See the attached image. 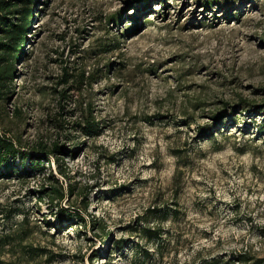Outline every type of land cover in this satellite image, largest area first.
I'll return each mask as SVG.
<instances>
[{
  "label": "rangeland",
  "instance_id": "obj_1",
  "mask_svg": "<svg viewBox=\"0 0 264 264\" xmlns=\"http://www.w3.org/2000/svg\"><path fill=\"white\" fill-rule=\"evenodd\" d=\"M138 1L37 5L1 129L70 153L0 180V264L264 260V0Z\"/></svg>",
  "mask_w": 264,
  "mask_h": 264
},
{
  "label": "trees",
  "instance_id": "obj_2",
  "mask_svg": "<svg viewBox=\"0 0 264 264\" xmlns=\"http://www.w3.org/2000/svg\"><path fill=\"white\" fill-rule=\"evenodd\" d=\"M163 3L166 0H161ZM239 3L240 0H204V7L210 9L215 4L220 2L225 3V5L230 2ZM40 0H0V116L6 109L8 103L11 101L13 95L15 94V87L13 86L15 75L17 74L16 65L24 59L26 56L27 45L30 41V32L32 30L33 24L36 19V7ZM138 1L134 10L139 9L140 5ZM147 3L149 0L146 1ZM139 20V19H138ZM115 45V44H114ZM110 48H104V52H111L114 46L109 45ZM29 53V52H28ZM75 71V69L73 70ZM66 77L63 82L65 84L69 83L72 79L79 85H84L85 74L75 75L66 71ZM245 107V106H244ZM245 115H250L252 113L264 112V107L255 106L252 104H246L245 108L241 109ZM1 118V117H0ZM81 127V126H80ZM83 127V126H82ZM93 126L83 127L84 131L90 135L92 133L91 128ZM208 129L205 130V132ZM211 128L209 129V132ZM34 149V150H33ZM34 151V152H31ZM65 151L66 154L70 153L69 150H64L63 147L55 146L52 151L47 150L45 146L42 147L39 143L38 147L29 150L28 147L23 145L15 137L10 136L7 132L1 129L0 122V180L12 178V177H23L35 174L36 172H42L45 169V163L49 166L51 164H58V160L54 157L58 152ZM42 154V158L37 157ZM65 154V155H66ZM17 161L19 162L17 165ZM19 165L22 166V170H19ZM40 169V167H43ZM57 175L62 177L64 180L70 179V174L64 171L60 165H58ZM49 169H51L49 167ZM34 171V172H32ZM52 170L49 171V181L52 187L47 188L48 197L54 201L63 200L65 197V191L70 192L72 195L74 193V186L64 190V182H61L60 178L57 177ZM41 191V192H44ZM75 213L60 210V222L69 221L73 215L79 216L83 221L82 212L88 211V206H81V210L74 209ZM10 218L9 215L6 217ZM154 237L161 238V232H156ZM111 236L109 235L108 240ZM243 264H264V260L242 257L239 260Z\"/></svg>",
  "mask_w": 264,
  "mask_h": 264
}]
</instances>
